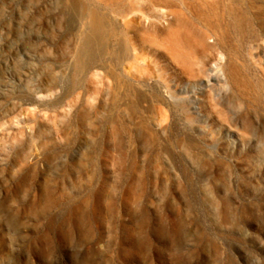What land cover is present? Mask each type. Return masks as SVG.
<instances>
[{
  "label": "rangeland",
  "instance_id": "rangeland-1",
  "mask_svg": "<svg viewBox=\"0 0 264 264\" xmlns=\"http://www.w3.org/2000/svg\"><path fill=\"white\" fill-rule=\"evenodd\" d=\"M0 264H264V0H0Z\"/></svg>",
  "mask_w": 264,
  "mask_h": 264
},
{
  "label": "bare ground",
  "instance_id": "bare-ground-1",
  "mask_svg": "<svg viewBox=\"0 0 264 264\" xmlns=\"http://www.w3.org/2000/svg\"><path fill=\"white\" fill-rule=\"evenodd\" d=\"M166 42L172 44V46L171 45H166V49L171 53V55L173 57H175L178 61H180L182 64H184L185 61H186V58H185V54H184L183 50L184 49H188V51H189V48H188L189 39H188V37H175V36H172ZM175 44L177 45L176 47L174 46L175 49H176V52H174V50H173V48H174L173 45H175Z\"/></svg>",
  "mask_w": 264,
  "mask_h": 264
}]
</instances>
